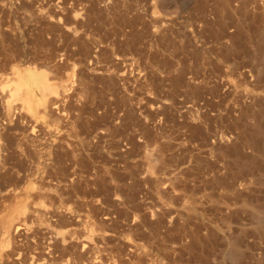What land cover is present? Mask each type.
I'll list each match as a JSON object with an SVG mask.
<instances>
[{"label":"rangeland","instance_id":"1","mask_svg":"<svg viewBox=\"0 0 264 264\" xmlns=\"http://www.w3.org/2000/svg\"><path fill=\"white\" fill-rule=\"evenodd\" d=\"M0 264H264V0H0Z\"/></svg>","mask_w":264,"mask_h":264}]
</instances>
